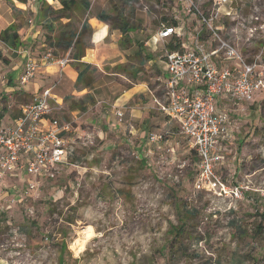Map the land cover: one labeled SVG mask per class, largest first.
Wrapping results in <instances>:
<instances>
[{
    "label": "rangeland",
    "instance_id": "obj_1",
    "mask_svg": "<svg viewBox=\"0 0 264 264\" xmlns=\"http://www.w3.org/2000/svg\"><path fill=\"white\" fill-rule=\"evenodd\" d=\"M86 1L89 7L82 0L70 8L58 0H11L7 6L16 16L15 23L26 25L24 46L32 57L50 52L70 58V48L56 46L62 33L74 32L72 43L79 42L85 49L89 31L81 25L95 13L109 16L111 28L128 30L119 44L128 60L124 67L118 62L123 59L120 54L103 59L96 72L89 71L99 80L95 107L111 110V93L122 89L117 83H125L115 73H130L128 63L145 58L136 51L139 44L131 40L144 46L161 24H170L171 14H185L187 3ZM249 1L260 17L253 21L252 43L240 46L254 55L264 44V0H232L231 6L245 14ZM202 2L194 0L193 6ZM23 4L27 9L22 10ZM1 15L0 11V25H4ZM149 41L147 51L158 42L154 36ZM157 47L156 55L162 53L160 42ZM3 48V55L8 54ZM102 53V58L108 57L109 51ZM12 58L0 60V121L32 100V95L21 96L15 90L33 93L49 86L53 92L64 91L62 73L51 79L36 75L19 84L18 76L9 75L20 64ZM162 75L159 69L149 79L154 95L161 93L158 78ZM62 111L55 117L69 126L67 138L75 148V164L43 180L33 197L20 198L9 189L8 180H0V264H264V93L230 111L232 129L221 143L223 158L215 167L236 194L227 196L195 188L198 157L175 121L169 128L157 125L156 130L136 133L126 128L118 133L82 112ZM151 131L160 135L159 141H148ZM89 228L92 234L85 239Z\"/></svg>",
    "mask_w": 264,
    "mask_h": 264
},
{
    "label": "built area",
    "instance_id": "obj_2",
    "mask_svg": "<svg viewBox=\"0 0 264 264\" xmlns=\"http://www.w3.org/2000/svg\"><path fill=\"white\" fill-rule=\"evenodd\" d=\"M193 2L185 0L183 12L196 17L200 30L182 32L174 24H161L157 31L164 43L178 38L181 44L179 49L164 47L165 69L158 78L161 93L154 101L161 113L178 124L198 157L195 188L217 196L236 195L215 167L223 158L221 143L232 129L230 111L264 93V44L254 55L246 54L240 46L252 43L253 21L260 16L251 1L245 14L233 9L232 0H203L197 7ZM203 33L209 44L204 42ZM185 34L188 39L183 42ZM69 61V54L55 57L50 52L40 59L28 58L18 83L28 82L41 65L64 66ZM50 92L51 88L41 90L21 107L12 124L0 126V178L12 170L54 178L62 165L75 164V148L67 138L69 126L52 115ZM115 115L121 121L122 111L115 110ZM159 138L150 133L148 141ZM35 188L33 181L28 182L23 193Z\"/></svg>",
    "mask_w": 264,
    "mask_h": 264
},
{
    "label": "crops",
    "instance_id": "obj_3",
    "mask_svg": "<svg viewBox=\"0 0 264 264\" xmlns=\"http://www.w3.org/2000/svg\"><path fill=\"white\" fill-rule=\"evenodd\" d=\"M7 2H11V0H0V11L2 15L4 13V25H0V37L10 25L16 22V16H14L12 10L7 6ZM22 7H24L22 10L27 9L25 4H23ZM222 8L224 9V7ZM177 9L178 7L176 10ZM181 12L182 11H179L175 15L171 14L172 18L170 24H174L178 30H181L182 32H194L201 29L198 21L193 16H188L182 14ZM39 13L40 11L38 10V13L35 15L36 18L40 17ZM84 21L86 29L89 31V42L87 47L84 49L82 56L76 59H71L64 66H59L57 64L41 65L34 74V76L39 75L42 77H47L48 79L55 78L58 73H62V75H64L65 82L62 83L61 88L64 91L60 93L61 90H59V92H53L51 90L50 92L49 103L52 109V115L55 117L56 115L64 113L62 109L72 115L82 112V114H85L87 118L91 119L92 122L95 123L102 121L105 123L103 126L104 128L111 127V129H115V131L118 133H124L126 128L130 129L129 132L136 133L140 130L143 131V129H148L151 127L156 130L158 129L156 128L157 125L160 127H166L167 125H170V122L173 120L164 114H158L156 109L157 106L154 101V97L157 95H154V92L149 86L150 77L155 75V72L159 69L164 73L165 69V64L163 61L164 42L158 37L157 34V31L160 27L153 34H151L146 41H144V46H142L137 40H131L134 44H139V47L136 48V51H139L140 54H143L145 58L140 62H129V66L126 67V70H131L130 73H127L126 71H123L122 73H115L124 78L125 80L123 82L125 83H117L119 86H123L122 89L117 93H111L109 100L111 99L110 106L112 109L109 110V107H102L98 110V107H95V102L96 96H98L96 90L100 88L97 84V81L99 80L93 79L91 74L96 72L97 69H100V63L103 61V59H109L110 57L118 56L120 54L124 60L122 59L118 62L121 65V68L124 67L123 64L126 63L124 61L128 60L125 58L122 50H120L119 44L122 41V37L127 32L123 33L118 27L111 28L109 23L101 21L97 18V13L85 18ZM29 22L31 23V20H29ZM25 27V24L18 27L16 31L17 37L14 40L15 44L13 45V41L10 43L0 39V47H4L3 49L6 50V52H9L8 54L6 53V55H3L2 51L0 50V60L8 62V59H11L12 56H15V58L20 60V64L16 63L9 73V75L15 79L17 76L19 77L23 71L24 64L28 58L40 59V57H32V53L24 46L25 42L23 34L25 32ZM152 36L156 37L158 42L161 43V54H154L159 50L157 47L158 42L156 41L155 44L149 48L150 52L145 50V48L149 46V38ZM187 39L188 36L186 34L185 37L181 38L183 42H185ZM203 40L207 44L210 43V39L207 38L205 33H203ZM105 49L109 51V54L108 57L104 56V58H102V52ZM11 60L14 61L15 59L12 58ZM145 63L146 65H144ZM139 66L143 68H137ZM89 71H91L90 75ZM146 72L148 75L145 74ZM41 87H39L37 90H34L33 93L26 92L23 89L14 90L19 91L17 93L21 96L32 95L33 99L40 93L41 90L45 88H51L49 86L43 88ZM22 106L23 104L21 107ZM93 107H95L94 113L90 112L92 111L91 108ZM227 107L231 108L229 105ZM117 109L121 110L123 113L121 121H119L115 115V110ZM20 110L21 108L18 110V112L13 113L8 118H4L5 120H1L0 126L12 124L16 116L19 115ZM167 127L169 128L170 126ZM111 131L112 130H109V132ZM150 133L155 132L151 131ZM138 138H141L140 134L138 135ZM66 167L67 165H62L60 172L66 169ZM45 179L47 178L44 176L33 177L20 170L6 172L2 178H0V180H8L10 182L9 189L14 191L15 194L20 198L33 197L36 195L37 190L39 189L40 185L43 184V180ZM32 181L35 183L36 188L29 191L27 194H24L23 190L26 188L27 183Z\"/></svg>",
    "mask_w": 264,
    "mask_h": 264
},
{
    "label": "trees",
    "instance_id": "obj_4",
    "mask_svg": "<svg viewBox=\"0 0 264 264\" xmlns=\"http://www.w3.org/2000/svg\"><path fill=\"white\" fill-rule=\"evenodd\" d=\"M58 1L62 5V7H64V8H70V6L77 4V0H58ZM82 2H83V5L85 7H88L86 0H82ZM97 18L101 21H104V22L109 21V16H106L105 14H102V13L97 14ZM18 27L19 26L15 23L10 25L4 31V33L0 37V39L2 41H8L10 43H11V41H13L12 45L15 44L14 40L17 37L16 31H17ZM81 27L84 30L86 29L85 21H83ZM120 29L122 30L123 33L128 31V30H125V28H120ZM71 33H69L68 35H66L65 33H62L60 35L59 39L56 41V46L63 48V49L70 48V54H71L70 59H76V58H79L80 56H82L84 48L79 46V42H76L75 44L72 43L71 38L75 33L73 32L72 35H71ZM180 44H181L180 40L178 38H175L173 41L169 42L166 46H167V49L173 50V49H179ZM53 56L57 57L56 55H53Z\"/></svg>",
    "mask_w": 264,
    "mask_h": 264
},
{
    "label": "bare ground",
    "instance_id": "obj_5",
    "mask_svg": "<svg viewBox=\"0 0 264 264\" xmlns=\"http://www.w3.org/2000/svg\"><path fill=\"white\" fill-rule=\"evenodd\" d=\"M92 234V230L89 228L88 232L86 233L85 239H87Z\"/></svg>",
    "mask_w": 264,
    "mask_h": 264
}]
</instances>
